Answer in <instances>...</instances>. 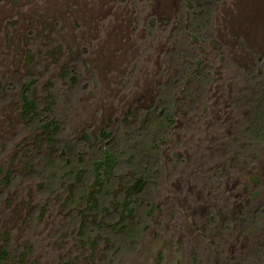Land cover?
<instances>
[{
  "label": "rangeland",
  "instance_id": "rangeland-1",
  "mask_svg": "<svg viewBox=\"0 0 264 264\" xmlns=\"http://www.w3.org/2000/svg\"><path fill=\"white\" fill-rule=\"evenodd\" d=\"M203 9L0 0V264H264V0ZM30 79L31 98L59 124L57 144L112 132L110 173L49 187L41 155L57 145L21 117ZM164 100L174 122L160 139L144 122ZM139 180L145 228L122 242L92 199L117 213L115 197ZM79 192L87 198L74 203ZM84 223L108 230L82 238Z\"/></svg>",
  "mask_w": 264,
  "mask_h": 264
},
{
  "label": "trees",
  "instance_id": "trees-1",
  "mask_svg": "<svg viewBox=\"0 0 264 264\" xmlns=\"http://www.w3.org/2000/svg\"><path fill=\"white\" fill-rule=\"evenodd\" d=\"M190 1L201 8V13H205L203 9L205 0ZM34 83L35 80L30 79L21 91V117L28 129H43L48 134L46 140L51 141L54 145H57L50 152L41 155V175L49 180V187L54 189L55 186L66 180H76L78 183L87 182L88 174L90 173H94L96 177H100L103 173H110L115 165L116 156L111 151L104 149L103 146L104 143H107V141L111 139L113 135L112 132L103 131L100 134L101 140L99 138V143H95V145L91 144L88 146H80L76 144H57V138L55 135L59 130V124L57 120L50 119V108L48 109L49 111H41L39 103L35 99L31 98L30 93ZM161 103V105L151 109L144 122V130L153 132L155 134V138L158 137L160 139L163 138V136H160L162 135L161 132H163L164 129H167V127L172 125L174 122L173 115L171 114V102L169 103L168 100H164L161 101ZM105 140L106 142H104ZM89 149L91 151H89ZM99 154H101V157ZM147 185L146 181L139 180L135 183L132 193L125 196L122 195L120 197L117 195L115 199L120 203L121 210L117 213H110L108 216L100 212L99 207H101V201H103V198L101 197L102 194H99L100 197L95 196L92 199L98 215L103 218V220L111 223L112 220L113 222H116L114 226L111 227L110 231L114 230L122 242L132 240L145 228L142 226V222L144 216H147L148 214V212H146L148 210V202L141 199V196ZM101 190H104V185H101ZM109 190L110 188H108V191ZM86 198V192H79L78 194H73L72 200L74 203H77ZM36 213L34 212V214ZM71 213L74 221L73 226L77 227L79 213ZM80 229L81 233L79 237L89 240L92 239L93 234L98 230H108L106 229V225L102 223H84ZM7 254L8 252L6 249L2 250V254H0V261H2ZM21 263L22 262L19 264ZM68 263L69 261L64 262V264Z\"/></svg>",
  "mask_w": 264,
  "mask_h": 264
}]
</instances>
